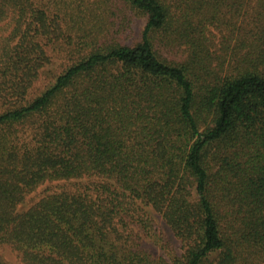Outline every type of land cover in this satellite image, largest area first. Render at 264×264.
Masks as SVG:
<instances>
[{
	"label": "trees",
	"instance_id": "1",
	"mask_svg": "<svg viewBox=\"0 0 264 264\" xmlns=\"http://www.w3.org/2000/svg\"><path fill=\"white\" fill-rule=\"evenodd\" d=\"M34 1L0 8L15 25L0 38V249L26 264H264V0H75L73 15ZM119 1L147 16L135 44ZM61 41L71 63L34 95ZM149 208L180 243L169 259L134 231L157 234Z\"/></svg>",
	"mask_w": 264,
	"mask_h": 264
},
{
	"label": "rangeland",
	"instance_id": "2",
	"mask_svg": "<svg viewBox=\"0 0 264 264\" xmlns=\"http://www.w3.org/2000/svg\"><path fill=\"white\" fill-rule=\"evenodd\" d=\"M76 1L75 0H36L34 1V3L36 2L37 5L43 6V8L47 10L49 15H56L58 13L64 14L62 11H66L65 13L67 15L69 14L73 15L74 13L71 10L73 11L75 10ZM1 7H5L2 0H0V8ZM120 7H122L124 13L120 12L119 10ZM11 10L13 9L12 8L8 9L6 11V14H0V15H7L3 17V19L0 21L1 39H5L6 37H8V35H10V33L12 32L15 26L12 21V15H14V12H12ZM117 11L119 13L118 16L125 15V18H123L124 23L122 22L123 31L120 34V39L124 43H128V44H135L139 42L142 38V34L147 23V16L133 10L132 8L130 9V7L127 8L125 6V3L120 1L117 4ZM106 16H111V15H106ZM65 46H66L65 43H63L62 41L57 42L56 44L50 43L46 45V50L51 56V63L48 66H46L40 80L37 81L36 84L34 85L32 91L34 95L42 92L49 84L53 83L55 78L71 63V61L69 60V56L65 51ZM165 53L168 54V57L170 59H173L175 61L184 60L188 57L189 54V52L185 49L184 46L166 50ZM55 184L56 183L53 184L46 183L42 185L40 188H38V190H36L34 196L38 197L37 195H40V193L43 192L45 189L51 188V186ZM33 198L31 199L28 198V200H26V202L21 205V208H28ZM149 210L153 218L154 227L157 234L154 235V237H152L149 234H147L141 227L135 225L134 231L139 233L138 240L140 241L139 242L140 246L154 256L165 257L167 259H169L171 255H174V253H180L181 251L180 243L176 239L171 228L164 221L162 215L155 212L151 208H149ZM0 252L2 257L5 258L9 264H26L20 262L19 259L14 254V252L10 251V249H0Z\"/></svg>",
	"mask_w": 264,
	"mask_h": 264
}]
</instances>
